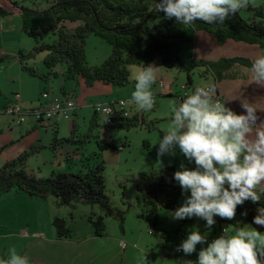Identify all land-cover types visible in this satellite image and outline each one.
Returning <instances> with one entry per match:
<instances>
[{"label": "rangeland", "instance_id": "obj_1", "mask_svg": "<svg viewBox=\"0 0 264 264\" xmlns=\"http://www.w3.org/2000/svg\"><path fill=\"white\" fill-rule=\"evenodd\" d=\"M9 1L16 2L19 6L38 10L46 8L47 2H50V0ZM0 2L8 7L5 5L4 0H0ZM13 14L0 16V106L4 103L9 104L18 101L20 104L26 105L25 107H36L39 105V96L43 89L52 93L55 97H59L61 89H65L67 97H71L81 107L78 110L76 119L73 118L71 111L69 112V120H63L62 117H58L56 122L58 138L69 136L70 124L73 119L77 123V132L84 134L92 116L91 106H95L99 102L125 100L127 102L126 107L128 108L129 105L131 107L132 116L142 111L137 109L134 106L135 104L130 103L131 92L134 90L135 85L134 76L141 68L140 65L134 64L128 67L129 83L124 86L104 85L97 82L91 88H87L80 78H66L64 65L62 64L55 65L51 70V72L56 73V77L47 75L48 70L43 64L45 53L41 51L34 52V48L37 46L35 40L22 33L21 18L19 15ZM239 14L244 20H256L264 23V0H250L249 5L241 9ZM159 22L161 20L152 22L150 27L155 28L160 24ZM178 27L185 34L190 32L188 26L183 27L179 24ZM53 40L54 37L52 35H43L41 37V43L49 44ZM186 46L187 44H183L179 52L182 60L190 59V55H187L188 51L185 50ZM243 46L255 51L246 52L240 50L238 52H230V49L233 48L229 45L225 49L228 51L225 52L227 53L225 58L249 57L254 59L251 56L261 51L257 48ZM20 51L23 54L31 55L24 61V64L35 68L37 74L43 76L42 79L20 73L16 58L17 53ZM84 53L88 66H98L110 56L111 47L100 38L88 35L85 39ZM233 53L239 54L234 55ZM152 64L156 66V80L152 87L156 101L151 111H142L144 122L140 123L138 127L129 130L115 129L105 125L102 117L98 115V127L93 132L94 138L89 139L81 148L83 158L99 151L96 142L112 143L116 148L115 150L106 149L102 151L101 160L104 162L105 193L114 207L124 211V219L121 224L122 229L117 219L112 217L104 219L105 232L102 237H98V242L101 244V246H98V252L101 250L104 252L105 249L107 251L113 250L116 247L118 251V243L122 241L128 245V249L124 254L126 258L124 264H186L185 260L191 264V261L195 263L197 260V252L201 247L199 243L196 246L197 251L190 255H186L183 252L176 254L181 237L183 236L184 239L188 230L195 226L201 233H207L208 241H210V239L220 235L224 228L236 225L239 222V217L235 215L231 220L214 217L216 223L209 231L205 227V222L197 217H194L191 222L173 220L170 215L172 210L160 208L157 215L162 231L158 233V236L150 235L147 221L138 218L140 207L136 201L137 191L134 183L139 175L151 172L160 175L167 168H173L174 171H177L181 164L188 168L195 166L187 163L178 149L175 150L174 155L157 156L158 144H154L162 133L167 130L170 123L169 103L184 94L183 86L187 80L186 73L178 67L165 68L161 65L159 59H155ZM202 70L201 67L190 71L192 84L186 92H191L198 85L211 86V76H201ZM159 83H161V86H159ZM158 90L159 93H157ZM29 103L32 104L30 105ZM28 124L32 123L28 122ZM31 137L34 138L31 140ZM31 137L26 138L24 141L26 150L29 149L30 143L36 140L40 141L43 148L27 161L26 171L29 174L39 178H48L52 172L77 171L79 165L78 157L75 160L73 159L71 163L65 160V155L70 153L72 148H77V144L70 146L64 143L62 148L55 147L54 149L51 146L53 127L50 128L49 126L38 128ZM1 167L2 164L0 163ZM175 184L180 190L178 203L181 205L187 193L182 195L180 186L176 182ZM37 200L16 190L3 193L0 196V258H6L7 249L14 246L18 253L30 258L31 264H37L31 258V255H33L31 250L35 248L30 241L31 239L35 240L33 235L37 231L46 234L53 231L51 216H48L46 205H44L43 201ZM78 206L80 207L79 210L76 213L72 212L74 213L72 214L74 219L66 222L71 231V242L75 244L80 240L77 245L81 246V252H84L83 246L89 243V239L83 238L82 231L88 225L87 217L92 213L90 211L92 207ZM93 207L97 216L99 209L97 206ZM75 248L71 252L72 258H78L79 256L80 250L78 247ZM46 250H51V252H48V255H52L51 257L60 255V260H64V257L69 253V251H59L56 245H49ZM121 253L116 259V264H122L120 259L124 257ZM44 254L47 256V253ZM101 258L99 257L98 259L101 260Z\"/></svg>", "mask_w": 264, "mask_h": 264}, {"label": "trees", "instance_id": "obj_2", "mask_svg": "<svg viewBox=\"0 0 264 264\" xmlns=\"http://www.w3.org/2000/svg\"><path fill=\"white\" fill-rule=\"evenodd\" d=\"M4 1L8 7L0 2V16L18 13L21 18L22 33L36 42L34 52L45 53L43 64L48 70L47 75L56 77V73L51 70L55 65L62 64L66 78H80L87 88H91L97 82L104 85L124 86L129 83L130 65L138 64L142 68L159 59L163 67L168 69L178 67L186 73L187 81L184 85L186 90L192 84L190 71L201 67L203 70L200 75L212 76L214 83L211 86L216 90L217 82L223 79L233 66L250 68L253 60L243 57L222 58L214 62L182 60L179 55L180 47L191 39L179 29V24L174 18L168 19L162 11H154L153 0H50L46 8L41 10L19 6L9 0ZM158 20H161L160 24L151 28V23ZM191 28L211 33L219 44L230 40L260 50L264 49V23L244 20L239 12L222 24L196 21ZM43 35H52L54 40L49 44L41 43ZM88 35L100 38L111 47L110 56L101 65L88 66L86 63L84 47ZM30 56L21 51L17 53L20 71L30 77L42 79L43 76L38 75L35 68L24 64ZM216 94L219 96L217 90ZM97 115L93 113L84 134L77 132V123L72 120L70 133L66 138L57 137V128L53 121L58 117L47 122L29 119L28 122L33 121L40 127H53L51 146L54 149L62 148L64 143L70 146L78 145L71 153L65 155V160L70 163L78 157V169L76 172H52L48 178L29 174L26 171L27 161L43 148L37 140L29 149L22 151L15 159L5 162L0 168V196L16 190L42 200L52 196L56 200L57 207H73L74 204L97 206L100 214L96 216L90 213L87 217L95 237L104 235V219L107 217L117 219L122 229L124 211L114 207L105 193L104 162L101 160V152L106 149L115 150V146L112 143L96 142L99 151L85 158L78 152L89 139L94 138L93 132L98 127ZM143 120V112L140 111L130 118L112 120L109 126L129 130L138 127L144 122ZM174 172L173 168H167L160 175L151 172L139 175L135 180L136 201L140 207L138 218L147 221L150 235L158 236L162 231L157 215L160 208L174 211L181 206L178 203L180 190L173 179ZM258 206H264V197L257 203L249 200L238 205L236 215L239 217V222L250 224ZM243 211L247 212L246 216L241 215ZM193 218H185L182 221L191 222ZM52 226L57 239L70 237L71 231L64 218L54 217ZM252 227L264 232V227L257 225Z\"/></svg>", "mask_w": 264, "mask_h": 264}, {"label": "clouds", "instance_id": "obj_3", "mask_svg": "<svg viewBox=\"0 0 264 264\" xmlns=\"http://www.w3.org/2000/svg\"><path fill=\"white\" fill-rule=\"evenodd\" d=\"M250 0H153L154 11L191 27L196 21L222 24L246 8ZM152 63L140 68L135 76L130 103L148 112L156 97ZM251 81L264 86V49L251 61ZM213 86H195L191 92L169 103L170 123L154 145L157 156L174 155L178 149L195 166H179L174 181L185 195L184 201L170 213L173 220L197 217L211 230L214 217L233 219L236 208L245 201L257 203L264 197V121L254 103L241 102L242 113L226 106ZM246 216L247 212H241ZM264 206H258L251 223L226 227L208 241V234L193 226L177 247L186 255L197 251L195 264H264ZM206 244V246H204ZM0 264H31L30 258L14 246L6 251ZM187 264V262H186Z\"/></svg>", "mask_w": 264, "mask_h": 264}, {"label": "crops", "instance_id": "obj_4", "mask_svg": "<svg viewBox=\"0 0 264 264\" xmlns=\"http://www.w3.org/2000/svg\"><path fill=\"white\" fill-rule=\"evenodd\" d=\"M14 14H17L14 12ZM13 14V15H14ZM188 33L186 35L191 39L190 42L185 43L187 44L185 50L188 51L187 55H190V59L195 60H201V61H209L213 62L218 59H222L227 57L226 47L230 45L231 48L230 52H238L240 50L246 51V52H253L255 50H249L250 48H245L246 44L243 43H235L233 41H225L222 44H219L217 39L209 32L204 30H193L191 27H189ZM249 46V45H246ZM183 45L180 47V51ZM252 48H257L254 46H249ZM259 51L260 49L257 48ZM259 52H256V55ZM234 55L239 53H233ZM256 55L251 56L253 58L256 57ZM17 58V57H16ZM234 58V57H231ZM243 58H249V57H243ZM252 59V58H250ZM18 62V60H17ZM162 65V64H161ZM19 67V63H18ZM247 67H243L240 65H235L232 67L228 73H226V76L221 79L216 84V90L221 99L225 100L226 106L231 108L232 110L236 111L237 113H242L244 110L241 107V102H249L254 103V106L258 109L257 115L259 117L257 123L259 124L261 121H264V86L258 85L255 82L251 81V74L248 72ZM20 70V69H19ZM21 74L27 75L20 71ZM211 84L214 83L213 77L211 76ZM160 84V83H159ZM160 86V85H159ZM163 88V87H160ZM61 95H66V90L61 89ZM45 90L43 89L42 92ZM41 92V93H42ZM170 92V91H169ZM168 92V94H170ZM40 93V94H41ZM159 93V90L158 92ZM40 97V96H39ZM72 99V98H71ZM110 101H103L99 103H109ZM40 103V102H39ZM75 103V109L72 112L73 118L76 119V116L78 114V110L80 109L81 105H78ZM30 105L32 103H29ZM8 105V103H4L0 106V163L3 164L7 161H11L15 159L22 151L26 150V145H24V141L26 138H30L31 135L34 134V132L41 128L38 124H35L33 121H30L32 124H24V125H17L13 122V118L10 116H6L3 114L4 108ZM23 108H29L25 107L26 105L21 104ZM28 106V105H27ZM135 106V105H134ZM130 107V105H129ZM128 107V108H129ZM131 110V107L129 108ZM239 110V111H238ZM91 112L92 115L94 113L93 106H91ZM239 114V113H238ZM132 115V113H131ZM98 116V115H97ZM70 119V118H69ZM69 119H63V120H69ZM75 119H73L75 121ZM58 121V118L54 119L53 122ZM52 122V123H53ZM71 127V124H70ZM42 128H45L44 126ZM51 128V127H50ZM56 128L58 130L57 124ZM34 137H31L32 140ZM37 141V140H36ZM35 141H32L30 144H32ZM75 148H72V151ZM71 151V152H72ZM70 152V153H71ZM81 153V151H78ZM69 154V153H68ZM264 187V184L261 185ZM29 197V196H28ZM31 198V197H30ZM37 199V198H34ZM39 201H43L44 205H46L48 212V216L50 217V220H53L54 217H60L64 218L65 221L67 220H73L74 216L72 212H77L79 210V206L81 204H74L73 207H57L56 200L50 196L46 198L45 200L38 199ZM37 200V201H38ZM92 213L95 212V208L92 207L91 210ZM95 214V213H94ZM100 214V211L99 213ZM67 223V222H66ZM53 228V227H52ZM83 238L89 239V243L85 246H83L84 252H81V246H78L77 243H80L78 240L77 243L74 244V242H71V236L68 239H57L55 236V230L53 228L52 233L46 234L44 232L37 231L33 236L35 237V240L31 239V243L34 250H31L33 252L31 255L32 260H35L37 264H116V259H118L119 253L125 254V251L128 249V245L126 244V248L122 249L120 245V241L118 243V251L116 250L117 247L113 250H103L98 252V246H101L100 242H98V237H95L92 233V228L90 224L85 226V228L82 231ZM57 246L59 251H69L66 257H64V260H60L61 256H53L48 255V252H51V250H46L48 246ZM78 247L79 256L78 258H72L71 252L75 250ZM44 253H47V256H45ZM35 254V255H34ZM81 254V256H80ZM102 257L101 260L98 258ZM120 259V258H119ZM125 257L123 259H120L122 264L125 263ZM51 260V261H50ZM185 262L188 263V261L185 260ZM191 264L193 262L191 261Z\"/></svg>", "mask_w": 264, "mask_h": 264}, {"label": "built area", "instance_id": "obj_5", "mask_svg": "<svg viewBox=\"0 0 264 264\" xmlns=\"http://www.w3.org/2000/svg\"><path fill=\"white\" fill-rule=\"evenodd\" d=\"M159 85L161 86V83ZM183 89L185 93L187 91L185 86H183ZM126 104L127 102L125 100H117L109 103H98L97 105L93 106V111L102 117L105 125H110L112 120H121L131 117V112L126 107ZM74 108L75 104L71 98L64 96L55 97L50 92H43L41 94V100L38 106L25 109L17 101L14 103H9L4 108L3 113L12 117L15 124L24 125L29 119L39 122H47L55 117L69 119V112ZM212 239H210V241ZM120 245L122 249L126 248V243L120 242ZM181 253L182 251H178L176 249V254Z\"/></svg>", "mask_w": 264, "mask_h": 264}]
</instances>
